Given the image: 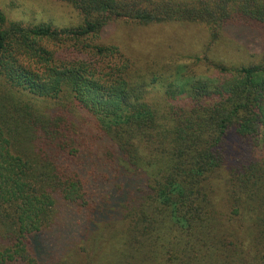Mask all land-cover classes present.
Returning <instances> with one entry per match:
<instances>
[{
  "label": "trees",
  "instance_id": "1",
  "mask_svg": "<svg viewBox=\"0 0 264 264\" xmlns=\"http://www.w3.org/2000/svg\"><path fill=\"white\" fill-rule=\"evenodd\" d=\"M56 1L71 5L82 22L62 28L51 23H24L9 19L0 8V264L42 263L47 247L41 231L53 222L56 213L53 191H60L67 200L83 199L81 180L69 177L63 181L54 161L39 147L42 152L35 148L40 133L57 136L64 130L60 126L63 117L50 115L42 103L48 106L52 102L57 106L78 103L105 123L101 121L112 132L121 151L126 155L132 152L131 158L139 156L134 140L138 129L145 131L146 125H157L158 137L164 139L160 158L165 164L174 162L175 167L188 170L183 179L178 176L159 194L162 205L178 224L185 223L186 215L198 211L199 207L193 205L197 193H203L208 206H215L212 179L222 173L215 149L222 140L226 141L232 127L250 135L253 132L250 118L256 123L257 136L260 137L264 128L261 127L264 126V59L239 67L221 65L216 81L184 85L182 93L190 90L196 98L208 97L209 102H199L191 111H185L180 121L165 116L159 122L150 104L139 99L137 103L128 87L125 76L134 67L131 58L117 45L98 40L105 26L114 21L144 25L200 22L218 31L228 23L242 22L264 32V0ZM215 94L220 100L212 102ZM184 120L193 129L197 141L192 139L188 148L178 153L175 162L169 144L188 136L182 128ZM127 160L138 164L134 163L136 160ZM141 166L148 170L147 163L142 162ZM223 180L233 213L239 219L248 214L253 239L264 243V162L255 160L241 171L223 170ZM115 197L118 203L124 200L122 195ZM89 208L96 214L103 212L104 205L92 202ZM149 221L143 237L136 233V242H141L146 250L140 257L136 256L141 248L137 243L127 254L132 262L139 258L137 264H155L151 259L163 245L162 235L153 224L157 220ZM178 228L181 230L178 257L173 252L164 254L158 264H185L181 259L184 237L187 243L191 240L183 225ZM197 254L190 255V259L195 260Z\"/></svg>",
  "mask_w": 264,
  "mask_h": 264
},
{
  "label": "rangeland",
  "instance_id": "2",
  "mask_svg": "<svg viewBox=\"0 0 264 264\" xmlns=\"http://www.w3.org/2000/svg\"><path fill=\"white\" fill-rule=\"evenodd\" d=\"M0 8L9 19L24 23H51L62 28L75 27L82 22L79 13L62 1L0 0ZM98 40L117 45L131 58L134 67L125 76L128 87L137 103L139 99L150 104L159 122H163L165 116L180 121L185 111H191L199 102H209L208 97L196 98L190 90L182 93L184 85L216 81L221 65L239 67L264 59V32L242 22L228 23L218 31L200 22L144 25L114 21L105 26ZM211 99L215 102L220 96L215 94ZM41 105L50 115L63 117L60 126L64 130L57 136L40 133L35 148L54 161L63 181L69 177L80 179V193L84 195L83 199L73 201L63 198L60 191H53L56 213L53 222L41 231L47 253L40 264H137L139 258L132 262L127 254L141 243L136 242V233L140 232L143 237L149 219L157 220L153 224L162 235L163 245L151 259L155 264L164 254L173 252L178 257L180 225L191 240L187 243L184 237L181 259L185 264H264V243L253 239L248 214L239 219L233 213L232 200L227 199V184L223 180V170L227 173L241 171L255 160L264 162V128L260 137L257 136L256 123L249 115L252 134L243 135L232 127L226 141L222 140L215 149L222 164V173L212 179L215 206H208L203 193H197L193 205L199 207L198 211L186 215L185 223L178 224L170 210L162 205L159 194L178 176L183 179L188 170L175 167L174 162L165 164L160 158L164 139L158 137L157 125H146L145 131L138 129L134 140L139 156L131 158L132 152L126 155L121 151L105 123L78 103ZM182 128L188 136L169 144L174 150L175 162L178 153L187 149L192 139L197 141L186 120ZM127 159L136 160L133 162L138 164H131ZM140 160L149 165L148 170L141 166ZM207 187L211 188L208 184ZM120 195L124 197L122 203L115 197ZM92 202L103 203V212L91 213ZM248 207L246 204L245 209ZM137 224L138 229H135ZM144 250L146 247L141 245L136 256L140 257ZM194 250L198 253L195 260L190 259Z\"/></svg>",
  "mask_w": 264,
  "mask_h": 264
}]
</instances>
